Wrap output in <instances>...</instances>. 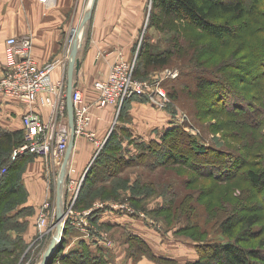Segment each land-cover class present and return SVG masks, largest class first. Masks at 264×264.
Instances as JSON below:
<instances>
[{
    "label": "rangeland",
    "instance_id": "rangeland-1",
    "mask_svg": "<svg viewBox=\"0 0 264 264\" xmlns=\"http://www.w3.org/2000/svg\"><path fill=\"white\" fill-rule=\"evenodd\" d=\"M153 1L147 0L133 76L153 87L160 82L165 105H155L149 92L125 100L115 106L104 138L87 137L90 143L77 144L63 186V232L48 264H70L60 255L80 247L76 237L81 236L105 256L106 264H189L199 257L197 245L234 240L224 236L221 226L236 223L235 213L264 216V191L254 189L245 175L250 166L264 169V88L254 84L264 77V52L258 50L264 42V0H219L242 3L248 10L241 19L234 21L231 14L221 19L234 30L221 38L165 15ZM251 7H256L254 13ZM245 22L248 30L236 29ZM202 80L211 84L203 88ZM173 128L178 133H170ZM149 145L148 156L124 166V158H138ZM199 147L205 151L195 153ZM199 163H231L232 173L225 181L204 178L198 175ZM51 167L47 201L16 218L35 212V234L26 240L27 223L21 227L14 219L5 222L0 250L14 252L1 253V262L16 258V264H40L55 238L58 171ZM105 167L114 168L112 175ZM17 198L14 209L25 200ZM42 215L46 222L40 227ZM103 224L107 227H99ZM67 226L71 230L61 250ZM263 226L264 218L252 228L250 247L264 242ZM19 235L24 239L19 241Z\"/></svg>",
    "mask_w": 264,
    "mask_h": 264
},
{
    "label": "crops",
    "instance_id": "crops-1",
    "mask_svg": "<svg viewBox=\"0 0 264 264\" xmlns=\"http://www.w3.org/2000/svg\"><path fill=\"white\" fill-rule=\"evenodd\" d=\"M146 7L147 0H0V78L5 67L4 50L9 37L28 36L32 42V55L40 66L62 59L63 63L52 73L51 80L66 84L72 48L77 43L80 68L75 72L74 81L76 88L83 91L87 103L92 105L98 97L95 83L107 78L111 66L119 59L135 60ZM89 11L91 17L84 26ZM42 96H47V93H42ZM91 108L92 121L88 132L94 135V139L101 140L109 132L108 125L115 106ZM37 109L44 121L51 119L49 107L38 106ZM27 110L23 103L0 96V131L7 134L23 132L22 118ZM89 141L83 136L76 138L71 161L77 144ZM12 157L15 158L14 154ZM24 158L20 163L19 180L25 187V200L15 213L27 211L28 214L30 209L42 206L49 197L51 184L47 172L50 165L43 158L30 155ZM26 220L29 229L24 237L27 240L35 234V212L20 219L22 222ZM113 222V225H118ZM81 241L82 236L76 237L77 245ZM88 245L92 249V245Z\"/></svg>",
    "mask_w": 264,
    "mask_h": 264
},
{
    "label": "trees",
    "instance_id": "trees-1",
    "mask_svg": "<svg viewBox=\"0 0 264 264\" xmlns=\"http://www.w3.org/2000/svg\"><path fill=\"white\" fill-rule=\"evenodd\" d=\"M260 1L262 0H256V2ZM153 2L155 7H160L165 15L177 16L183 20H187L192 24L199 26L202 30L209 33L215 38H221L223 35L232 36L234 33V30L231 27V22L226 20L225 22L220 23L222 22V18H224L226 15L231 14L234 18L233 20L235 21L241 19L242 16L248 13V10L242 5V3H236L235 5H226L219 0H154ZM254 11H256V7H251V10L249 9L250 13H254ZM259 12L260 10L257 13L259 14ZM262 13H264V11ZM235 26L238 27L236 29H239V31L241 29L248 30L250 24L248 22H245L243 24ZM258 50L264 52V42L259 44ZM154 62L162 64L166 63L164 59H154ZM150 63H152V60H149V64ZM210 84L211 81L209 83L208 80H202L201 86L205 88ZM254 84L261 85V87L264 88V77L259 79ZM227 114L230 113L227 112ZM0 132L2 133V135H0V229L3 227L5 222H10V220L13 219L15 220L16 226L24 227L27 223V220L23 222L20 221V219L16 220L17 216L19 214H23V212L15 213L17 211L16 209H18L19 207L14 209L13 205H15V202L18 199L17 196L22 195V199L25 198L23 197L26 193L25 187L21 180H19V171L21 170L20 163L23 159H25L24 157H28V155H24L14 159L12 157V152H14L13 149L20 146L24 141V133L21 132L17 134H7L2 131ZM169 132L178 133V130L177 128H173L170 129ZM112 146L113 144L110 147ZM150 149H152V146H146V148L142 151L138 158L126 159L124 158L125 155L123 154V152L119 155H121V159L124 158V166H129L133 163L138 164L140 161H142L141 158L143 157V155H145V157L148 156V150ZM204 151L205 147H199L194 152L203 153ZM161 153L165 152L161 151ZM122 154L124 156H122ZM168 154L177 159V155L175 156V151H171ZM161 162L164 163V161ZM207 167L213 168L206 169ZM105 168L106 172L109 173V175H112L114 168ZM234 168L236 167L233 166V170L236 171V169ZM2 169H6V172L2 173ZM11 169L13 173H10ZM196 169H198L197 172L199 176L204 178H212L215 179V181H225V177L232 173L231 163L227 166L221 165V163L216 165H203L199 163L196 165ZM245 175L246 179L249 180L251 186L254 189L260 190V192L264 191V169L262 170L261 167L250 166L245 172ZM232 176H234V174ZM261 207H264V204H262ZM235 217L237 219H235L236 223L230 220L225 221L221 226L224 236L234 240L232 241L227 239L223 242L218 241L206 245H197L196 247L199 257L195 261H191V263L189 264H264V242H259V248H256L258 246L250 247L248 245L250 242H252V240H250V237L253 233L252 228H254L255 225L259 224L264 216L262 214L253 212L251 214L247 213L246 215L235 213L234 218ZM105 225L106 224H103L99 227H107ZM66 228L67 229L64 232V238H62L61 250H63V246L67 242L66 236L71 230L70 226H67ZM261 230L262 232L264 231V226ZM241 234H243L244 236L242 237V239H239V235ZM5 237L8 236L5 235ZM21 238L24 239V237L21 235L17 237L19 241ZM79 246L80 247H78L77 249H73L66 255L61 254L60 260L62 262H70V264H106L105 256L100 252L98 253L97 251L92 250L87 243L81 241L79 243ZM3 252L12 253L14 252V250H10L8 248L0 250V254ZM16 262V258H11L6 259V262L0 261V264H16Z\"/></svg>",
    "mask_w": 264,
    "mask_h": 264
},
{
    "label": "built area",
    "instance_id": "built-area-1",
    "mask_svg": "<svg viewBox=\"0 0 264 264\" xmlns=\"http://www.w3.org/2000/svg\"><path fill=\"white\" fill-rule=\"evenodd\" d=\"M4 53L5 67L0 78V96L17 100L28 107L22 118L24 141L14 149V157L31 155L45 159L47 165H52L58 171V182L71 141V130L67 110V84L64 81L53 82L51 75L63 60L57 59L40 66L32 55V42L28 36L9 37ZM134 62L135 60L119 59L111 66L107 78L95 83L98 97L92 105L87 103L83 91L75 87L72 101L76 138L86 136L94 140V135L88 132L92 121L91 107L103 109L123 105L125 100L141 97L148 92L155 105L164 107L166 94L161 89V83L158 82L153 87L135 80ZM42 93H47V96H42ZM38 106L49 107L51 119L44 121L38 112ZM70 162L71 160L69 165ZM69 165L67 173L70 176ZM70 213L72 218L73 211ZM45 222L46 215H42L39 226H44Z\"/></svg>",
    "mask_w": 264,
    "mask_h": 264
},
{
    "label": "water",
    "instance_id": "water-1",
    "mask_svg": "<svg viewBox=\"0 0 264 264\" xmlns=\"http://www.w3.org/2000/svg\"><path fill=\"white\" fill-rule=\"evenodd\" d=\"M94 3V1H93ZM91 17V11L87 14L84 19L83 25L85 26ZM78 55V44L75 43L72 48L71 53V61L69 63L68 69V79H67V110H68V119H69V127L71 130V141L69 143L68 150L65 155L64 163L61 169L60 178L57 182V208H58V232L55 238L51 241L47 251L44 253L42 262L40 264H48L52 258L53 252L56 250V247L59 243L60 235L63 232L61 222L64 219V212H63V186H64V179L67 176L68 165L70 161V157L75 146V124H74V106H73V92L76 87L74 76L75 72H78L80 68V61L77 58Z\"/></svg>",
    "mask_w": 264,
    "mask_h": 264
},
{
    "label": "bare ground",
    "instance_id": "bare-ground-1",
    "mask_svg": "<svg viewBox=\"0 0 264 264\" xmlns=\"http://www.w3.org/2000/svg\"><path fill=\"white\" fill-rule=\"evenodd\" d=\"M60 171V170H59ZM61 173V172H60ZM65 179H66V177H65ZM65 179H64V181H65Z\"/></svg>",
    "mask_w": 264,
    "mask_h": 264
}]
</instances>
